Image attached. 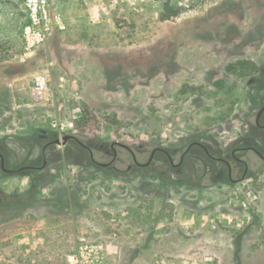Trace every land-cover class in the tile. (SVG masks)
<instances>
[{"label": "rangeland", "instance_id": "obj_1", "mask_svg": "<svg viewBox=\"0 0 264 264\" xmlns=\"http://www.w3.org/2000/svg\"><path fill=\"white\" fill-rule=\"evenodd\" d=\"M164 1L46 0L67 28L28 52L35 0H13L24 26L0 52L5 167L43 166L45 145L65 134L82 145H50L43 169L0 171V264H72L81 246H92L99 264H264V163L237 185L198 192L174 189L181 177L151 175L157 165L164 171L163 153L140 173L129 152L102 167L86 147L109 161L120 141L146 162L156 145L232 147L247 133L264 137L255 125L264 105V0H172L178 15L168 19ZM38 72L51 78L44 103L29 90ZM165 181L173 214L138 219ZM140 193L148 194L140 201ZM164 197H155L157 208Z\"/></svg>", "mask_w": 264, "mask_h": 264}, {"label": "flooded vegetation", "instance_id": "obj_2", "mask_svg": "<svg viewBox=\"0 0 264 264\" xmlns=\"http://www.w3.org/2000/svg\"><path fill=\"white\" fill-rule=\"evenodd\" d=\"M263 106H261L260 109ZM260 109L255 115V125L264 129V111L262 112L261 116L258 117ZM246 131H252V129L249 128V124L247 125ZM70 140L75 139H69L66 143H68ZM77 142L80 143L79 141ZM120 143L123 142L115 141L111 144L113 157L109 161L97 160L94 151L90 147H86L89 149L91 160L95 164L102 167H111L119 159L120 149L122 151L129 152L132 155L134 164L140 169V173L143 172V169L151 167V165L155 164L158 153H163L165 155V162L162 163L164 171H160V165H157L155 168L153 167V169H151V175L158 177L164 173V175L168 176L169 179L173 177L175 178L176 176L181 177V181L179 182H174L171 180L173 188L176 190L184 186L188 190L203 192L207 189V185L213 186L224 183L229 185H237L239 182L244 181L248 177L249 173L253 172L254 164L261 162L264 163V137L256 141L249 133L241 135L237 145L232 147H217L207 143V141L202 140H193L186 145H173L169 148L156 145L151 150L149 158L146 162L139 161L137 152L131 146L124 143L133 151L124 147ZM80 144L82 145V143ZM188 161H190V165L186 166ZM44 167L45 165L39 169H43ZM207 179L211 182L210 184L205 183ZM171 181L163 182V188H151L150 194L153 195V198L151 196V201L153 203L148 204L150 205V209L146 211L145 214H142L140 210L138 211V219L145 218L146 220H151L152 217L154 218L157 216L155 218H157L156 221H158L162 219V217H166L168 215L167 212H172L173 214V206L170 204V197L168 196L170 194V189L168 186L170 185ZM147 194L140 193V201L143 200V195L146 196ZM160 195L165 197L162 207L159 209L155 205L154 199ZM154 236V232L150 233L146 237V240L152 241Z\"/></svg>", "mask_w": 264, "mask_h": 264}, {"label": "built area", "instance_id": "obj_3", "mask_svg": "<svg viewBox=\"0 0 264 264\" xmlns=\"http://www.w3.org/2000/svg\"><path fill=\"white\" fill-rule=\"evenodd\" d=\"M29 6L30 13L28 24L24 30V38L25 49L32 52L52 34L56 26L60 30H65L67 26L61 17L51 18L46 0H35ZM50 81L51 78L46 73L38 72L32 76L29 90L35 102L44 103L51 99ZM58 124L60 123L54 122L55 126H58ZM69 259L72 264H99L101 256L97 254L92 246H81L76 253L69 256Z\"/></svg>", "mask_w": 264, "mask_h": 264}, {"label": "trees", "instance_id": "obj_4", "mask_svg": "<svg viewBox=\"0 0 264 264\" xmlns=\"http://www.w3.org/2000/svg\"><path fill=\"white\" fill-rule=\"evenodd\" d=\"M172 0H165V8L170 9V14L166 18H172L178 15L177 11H174L171 7ZM17 8L14 6L13 0H0V52H2L5 46L14 47L15 37L12 34V28L20 26L24 22L19 16ZM0 171H3L1 168Z\"/></svg>", "mask_w": 264, "mask_h": 264}, {"label": "water", "instance_id": "obj_5", "mask_svg": "<svg viewBox=\"0 0 264 264\" xmlns=\"http://www.w3.org/2000/svg\"><path fill=\"white\" fill-rule=\"evenodd\" d=\"M264 111V106L260 109L259 113H258V117L261 116L262 112ZM69 139H75L77 141H79L80 143L81 140L74 134H65L62 139L60 138H57L53 141H50L48 142L45 147H44V150H43V156H44V165L46 163V153H45V149L51 145V144H65ZM122 144L124 147L130 149L131 151H133L129 146H127L126 144L124 143H120ZM135 156V154H134ZM0 157H1V167L2 169L5 171V172H8V173H19V172H22L24 170H28V169H36V168H41L42 166H29V165H24L22 167H19V168H16V169H9L7 167H5V158H4V155L0 152ZM136 157V156H135ZM136 159V158H135Z\"/></svg>", "mask_w": 264, "mask_h": 264}]
</instances>
